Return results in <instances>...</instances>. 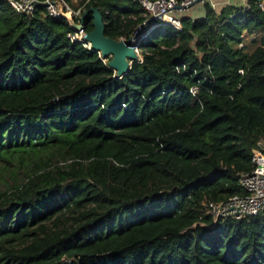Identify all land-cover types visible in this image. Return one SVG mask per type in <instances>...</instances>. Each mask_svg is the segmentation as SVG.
<instances>
[{
    "label": "trees",
    "instance_id": "16d2710c",
    "mask_svg": "<svg viewBox=\"0 0 264 264\" xmlns=\"http://www.w3.org/2000/svg\"><path fill=\"white\" fill-rule=\"evenodd\" d=\"M90 8L114 40L144 20L137 0ZM201 9L117 77L63 20L0 0V264H264V212L213 224L202 207L243 195L264 140V15ZM243 30L257 47H235Z\"/></svg>",
    "mask_w": 264,
    "mask_h": 264
},
{
    "label": "built area",
    "instance_id": "2783aa9c",
    "mask_svg": "<svg viewBox=\"0 0 264 264\" xmlns=\"http://www.w3.org/2000/svg\"><path fill=\"white\" fill-rule=\"evenodd\" d=\"M12 8L19 14L32 17L39 7L43 8V16L53 19L63 20L70 28L66 38L71 44L81 45L88 50H92L90 42L86 39L87 32L84 28L83 14L86 12L85 6L90 0H6ZM236 3H223L225 6H237L246 10L249 8V2L252 1L264 15V0H235ZM73 2L76 4L73 5ZM143 9V22L137 26L135 31L129 37L130 46L136 56L134 62L143 61L139 51L141 40L148 36L155 26L171 27L181 31L180 19L183 16H192L194 18L202 17V5L209 4L211 9H218V6L212 0H137ZM200 7L195 14L189 15V10ZM199 9V8H196ZM105 23V21H104ZM78 27V29H76ZM262 36L260 31L243 30L235 43L237 49L249 51L258 46L259 39ZM126 42L125 39H120ZM101 57V54L97 52ZM103 60V59H102ZM104 62L106 60H103ZM238 73L243 75V71ZM197 87H191L190 93L193 97L197 95ZM255 167L251 172L242 173L239 176V183L243 190L242 196H235L221 202L207 201L202 207L213 224L224 222L226 220L249 219L264 212V140H260L255 150ZM201 226H205L200 224Z\"/></svg>",
    "mask_w": 264,
    "mask_h": 264
},
{
    "label": "water",
    "instance_id": "95a60500",
    "mask_svg": "<svg viewBox=\"0 0 264 264\" xmlns=\"http://www.w3.org/2000/svg\"><path fill=\"white\" fill-rule=\"evenodd\" d=\"M89 13L92 14L93 18V29L87 34L86 39L91 42L92 50L99 52L103 60L110 58L108 67L115 72L117 77H122L130 70L136 58L130 46V39L124 42L106 37L104 35L105 23L99 11L90 8L83 14V18Z\"/></svg>",
    "mask_w": 264,
    "mask_h": 264
},
{
    "label": "rangeland",
    "instance_id": "374dc122",
    "mask_svg": "<svg viewBox=\"0 0 264 264\" xmlns=\"http://www.w3.org/2000/svg\"><path fill=\"white\" fill-rule=\"evenodd\" d=\"M217 6H218V9H220L221 8V6H222V4L223 3H227V2H229L230 1V3H236V1L235 0H212ZM76 3L75 2H73V5H75ZM186 15H188L187 13H185ZM107 60H110V58H108Z\"/></svg>",
    "mask_w": 264,
    "mask_h": 264
},
{
    "label": "crops",
    "instance_id": "0c3cea01",
    "mask_svg": "<svg viewBox=\"0 0 264 264\" xmlns=\"http://www.w3.org/2000/svg\"><path fill=\"white\" fill-rule=\"evenodd\" d=\"M196 8H199V9H196ZM196 8H192L189 10V15H192V14H195L196 12H198L200 10V7H196Z\"/></svg>",
    "mask_w": 264,
    "mask_h": 264
},
{
    "label": "bare ground",
    "instance_id": "6f19581e",
    "mask_svg": "<svg viewBox=\"0 0 264 264\" xmlns=\"http://www.w3.org/2000/svg\"><path fill=\"white\" fill-rule=\"evenodd\" d=\"M90 42V41H89ZM90 44H91V42H90Z\"/></svg>",
    "mask_w": 264,
    "mask_h": 264
}]
</instances>
